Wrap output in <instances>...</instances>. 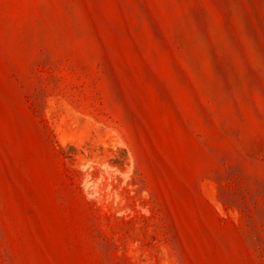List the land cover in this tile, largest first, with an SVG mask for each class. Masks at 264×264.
<instances>
[{
	"label": "rangeland",
	"instance_id": "1",
	"mask_svg": "<svg viewBox=\"0 0 264 264\" xmlns=\"http://www.w3.org/2000/svg\"><path fill=\"white\" fill-rule=\"evenodd\" d=\"M0 264H264V0H0Z\"/></svg>",
	"mask_w": 264,
	"mask_h": 264
}]
</instances>
